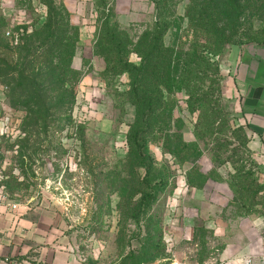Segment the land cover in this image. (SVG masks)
<instances>
[{"label": "rangeland", "instance_id": "rangeland-1", "mask_svg": "<svg viewBox=\"0 0 264 264\" xmlns=\"http://www.w3.org/2000/svg\"><path fill=\"white\" fill-rule=\"evenodd\" d=\"M134 1L95 0L81 24L62 0H0V59L17 67L30 46L39 60L19 90L0 76L1 259L223 264L195 194L220 179L235 194L223 224L264 219V154L232 58L264 41V0ZM54 17L59 33L40 46Z\"/></svg>", "mask_w": 264, "mask_h": 264}, {"label": "crops", "instance_id": "crops-1", "mask_svg": "<svg viewBox=\"0 0 264 264\" xmlns=\"http://www.w3.org/2000/svg\"><path fill=\"white\" fill-rule=\"evenodd\" d=\"M9 1L14 2V0ZM62 1L69 13L77 14L81 24H93L90 15L96 12L95 0ZM140 1L144 3L148 0H135L134 5L137 7ZM90 30V26L83 28L84 41L91 36L88 35ZM232 58L236 90L243 101L250 134L264 154V41L242 44ZM82 60L79 56L75 58L78 64ZM94 61L100 65L103 63L99 57ZM195 194L198 199L207 200L210 227L225 241L223 264H263L264 219L244 215L238 220H231L228 225L219 220L217 212L232 206L234 189L231 184L224 179L209 181L204 187H196ZM182 236L185 240H194L195 227L191 222H187L182 228ZM0 264L7 263L0 258ZM169 264H181V262L172 261Z\"/></svg>", "mask_w": 264, "mask_h": 264}, {"label": "trees", "instance_id": "trees-1", "mask_svg": "<svg viewBox=\"0 0 264 264\" xmlns=\"http://www.w3.org/2000/svg\"><path fill=\"white\" fill-rule=\"evenodd\" d=\"M156 3L158 5L159 2L156 1ZM156 21L159 22L160 20H156ZM59 30H60V25L58 24L57 19H55V17L51 18L49 24H46V29H45L46 34H44L43 39L40 36L38 37V38H41L39 45L43 46L44 44H48L49 40L51 38H55L56 33H59ZM25 37H26L25 35L22 36V38H25ZM55 41L57 42L58 40H55ZM0 46H1V43H0ZM31 50L32 49L30 48V46L23 48V51L25 54H22L20 57L21 61H18L16 63L17 67H12L8 60L6 61L5 59H0V63L4 65L2 68H0V76L6 79H11V82L14 83L13 85L14 90L15 89L19 90V88H23L25 86V80H27L28 74H30L29 72H34V68L36 67L37 62L39 61L38 59L30 58V57H33L34 55ZM50 51L51 50L49 51L46 50V54L49 53ZM53 69L54 68L51 65H48L47 68L45 69L46 70L45 72L49 73L50 70H53ZM13 72L18 74L17 78L12 74ZM31 85H34V83L33 84L31 83ZM23 95L24 93L20 92V97H22ZM32 112L35 113V111H32ZM234 200H235V194H234L233 202Z\"/></svg>", "mask_w": 264, "mask_h": 264}, {"label": "built area", "instance_id": "built-area-1", "mask_svg": "<svg viewBox=\"0 0 264 264\" xmlns=\"http://www.w3.org/2000/svg\"><path fill=\"white\" fill-rule=\"evenodd\" d=\"M20 19H23V18H20ZM23 21V20H22ZM7 35H10V31L7 32ZM4 261L7 263V264H18L17 262H14L13 260L10 261L9 258H5ZM263 264H264V258H263Z\"/></svg>", "mask_w": 264, "mask_h": 264}, {"label": "water", "instance_id": "water-1", "mask_svg": "<svg viewBox=\"0 0 264 264\" xmlns=\"http://www.w3.org/2000/svg\"><path fill=\"white\" fill-rule=\"evenodd\" d=\"M157 19H158V16H157Z\"/></svg>", "mask_w": 264, "mask_h": 264}]
</instances>
